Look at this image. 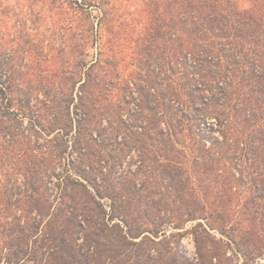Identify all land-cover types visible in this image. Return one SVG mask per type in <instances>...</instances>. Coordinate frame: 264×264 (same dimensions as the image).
Instances as JSON below:
<instances>
[{
	"label": "trees",
	"instance_id": "1",
	"mask_svg": "<svg viewBox=\"0 0 264 264\" xmlns=\"http://www.w3.org/2000/svg\"><path fill=\"white\" fill-rule=\"evenodd\" d=\"M116 1L77 4L103 41L89 52L86 24L69 98L0 11V264H203L221 243L247 264L264 224L191 206H264V0H141L144 29ZM188 233L196 262L173 242Z\"/></svg>",
	"mask_w": 264,
	"mask_h": 264
},
{
	"label": "rangeland",
	"instance_id": "2",
	"mask_svg": "<svg viewBox=\"0 0 264 264\" xmlns=\"http://www.w3.org/2000/svg\"><path fill=\"white\" fill-rule=\"evenodd\" d=\"M109 2L110 5L115 2L117 4L116 0H109ZM136 2L137 6L134 4L135 2L132 1L130 3H124L125 7L123 6L118 16L123 18L124 22L127 21L130 23V21H132L131 26H134V28L144 29L148 24V16L145 13L140 14V16L134 13L137 11L141 0H136ZM77 4L82 7V0H0V11L3 14L10 38L17 36V32L21 30L25 41L36 46V55L33 57L34 59L32 60V58L26 57L22 59V64L32 63L34 66H38L42 77L48 76L49 80L52 82L62 80L63 83H66L68 78V98L70 96V68L74 52L73 45L76 44V41L80 38V40L83 39L81 44L87 43V33L81 32L87 29L86 24L93 25L92 34H88L90 40L89 52H95V45H92V42L95 44V42L98 43L103 41V32L98 26L100 12L96 9L97 7L82 10ZM86 10L90 12V17L84 15L86 14L84 13ZM71 26H73V28ZM66 138L67 137H64V139ZM67 140L69 145L71 138L68 136ZM71 159L72 156L68 151V153L61 158V165H58L56 169L57 173L60 172L63 169V165ZM72 178H75V175ZM52 180L55 182L54 177ZM49 188L52 189V192L54 191L53 184H49ZM101 203L104 205L105 209L109 211L110 206L108 199H102ZM2 207L4 206H0V208ZM115 207L117 208L119 206ZM140 207L145 208L144 206ZM157 207L164 209L166 207L177 206ZM192 207L203 208L207 214L209 213L210 217L207 216V219L205 218L203 221L204 223L222 214L228 216L225 222H229V224L236 226H247L250 228V232L253 231L252 227L262 226L264 224V206H191V208ZM113 220L116 221L118 218H114ZM199 221L202 220L198 219L195 222L188 221L185 230L191 229V226ZM215 235L216 239L219 240V234L216 233ZM255 241L253 237L246 236L241 244L253 246ZM173 242L177 249L183 252L190 261L194 260V262H196L198 257L196 255L195 242L191 234L188 233L181 237H177ZM231 246L234 247V244ZM219 247L224 249L225 253L220 258H213L212 260L205 259L203 264H245L244 259L232 251V247L230 248L224 243H221ZM247 264H264V254L261 256L255 254L250 255Z\"/></svg>",
	"mask_w": 264,
	"mask_h": 264
}]
</instances>
